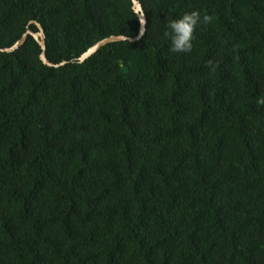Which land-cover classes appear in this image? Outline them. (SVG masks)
I'll list each match as a JSON object with an SVG mask.
<instances>
[{
  "label": "trees",
  "instance_id": "1",
  "mask_svg": "<svg viewBox=\"0 0 264 264\" xmlns=\"http://www.w3.org/2000/svg\"><path fill=\"white\" fill-rule=\"evenodd\" d=\"M138 1L78 63L131 0H0V48L67 62L0 51V264H264V0Z\"/></svg>",
  "mask_w": 264,
  "mask_h": 264
},
{
  "label": "water",
  "instance_id": "2",
  "mask_svg": "<svg viewBox=\"0 0 264 264\" xmlns=\"http://www.w3.org/2000/svg\"><path fill=\"white\" fill-rule=\"evenodd\" d=\"M131 2H132L133 10L137 14L138 19H139L138 34L134 37H128L126 35H111L109 37H106V38L96 42L95 44H93L84 53H82L78 58L73 59L72 61L82 63V62L86 61L89 57L94 55L99 49H101L102 47H104L110 43H113V42H120V41L135 42L137 40H140L146 31L147 20H146V16H145V13L143 11V8H142L140 1L131 0ZM32 23H35L37 25V28H38L37 32H34L31 29L27 28L26 32L21 36L20 39H18L16 41V43H14L10 47L0 48V51L10 53V52H13V51L19 49V47L25 43L27 37L29 35H31L36 40V42L38 43V45L41 48V53H40L39 57H40V60L45 65H47L49 67H59V66L64 65L65 63H67L66 61H62L60 63H53L50 60H48V58L46 57V36H45L44 29L38 22L34 21Z\"/></svg>",
  "mask_w": 264,
  "mask_h": 264
},
{
  "label": "clouds",
  "instance_id": "3",
  "mask_svg": "<svg viewBox=\"0 0 264 264\" xmlns=\"http://www.w3.org/2000/svg\"><path fill=\"white\" fill-rule=\"evenodd\" d=\"M212 17L202 14L199 10L184 12L178 18L167 22L164 37L169 40V49L173 53H189L193 47L194 32L198 25H208L212 23ZM210 71H215L218 67L213 61H208ZM258 107H264V94L255 99Z\"/></svg>",
  "mask_w": 264,
  "mask_h": 264
}]
</instances>
